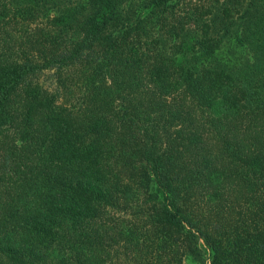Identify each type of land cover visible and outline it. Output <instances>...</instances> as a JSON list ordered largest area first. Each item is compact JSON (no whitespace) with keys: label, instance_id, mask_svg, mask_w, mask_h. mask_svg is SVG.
I'll use <instances>...</instances> for the list:
<instances>
[{"label":"trees","instance_id":"1","mask_svg":"<svg viewBox=\"0 0 264 264\" xmlns=\"http://www.w3.org/2000/svg\"><path fill=\"white\" fill-rule=\"evenodd\" d=\"M264 264V0H0V264Z\"/></svg>","mask_w":264,"mask_h":264},{"label":"rangeland","instance_id":"2","mask_svg":"<svg viewBox=\"0 0 264 264\" xmlns=\"http://www.w3.org/2000/svg\"><path fill=\"white\" fill-rule=\"evenodd\" d=\"M185 264H194V263L192 261H190V260H186Z\"/></svg>","mask_w":264,"mask_h":264}]
</instances>
